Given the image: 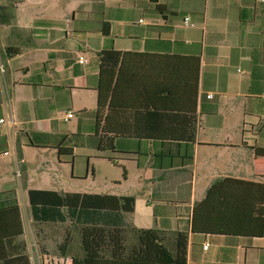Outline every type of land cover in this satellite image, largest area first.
Segmentation results:
<instances>
[{
  "label": "crops",
  "instance_id": "crops-1",
  "mask_svg": "<svg viewBox=\"0 0 264 264\" xmlns=\"http://www.w3.org/2000/svg\"><path fill=\"white\" fill-rule=\"evenodd\" d=\"M110 49L194 57L198 78L195 91L196 70L155 58L152 69L125 70V112L109 122L123 132L104 135L114 147L100 149L98 53ZM0 65V160L19 188L0 189L1 199L24 202L40 226H81L34 220L28 190L133 197L115 223L126 234L157 230L173 255L179 235L186 264H264V235L191 229L193 207L214 181L264 183V0H0ZM39 155L70 170L65 184L87 179L92 155L134 181L86 192L64 187L55 173L53 187H29V170H50ZM29 243L23 223L0 264H30Z\"/></svg>",
  "mask_w": 264,
  "mask_h": 264
},
{
  "label": "trees",
  "instance_id": "trees-1",
  "mask_svg": "<svg viewBox=\"0 0 264 264\" xmlns=\"http://www.w3.org/2000/svg\"><path fill=\"white\" fill-rule=\"evenodd\" d=\"M106 31V27H103ZM96 131L103 135L100 149L113 148L107 133H121V127L109 125L111 118L125 112V70L152 69L153 58L171 62V70H196L193 87L196 91L198 60L178 55L102 50L99 53ZM166 60V61H165ZM172 92L171 90L169 91ZM32 218L36 221H65L71 218L81 224V245L84 255L72 257L71 264H186L185 241L178 235L173 255L154 229H138V246L123 256L118 224L120 212H131L133 197L86 193L59 194L51 190L30 189L27 192ZM1 199V198H0ZM61 208L66 209L64 214ZM191 229L194 232L246 236L264 235V183L224 177L214 181L204 198L193 207ZM23 233L21 209L13 200H0V261L8 259L10 243ZM64 253L65 244L60 246ZM109 250L110 255H104Z\"/></svg>",
  "mask_w": 264,
  "mask_h": 264
},
{
  "label": "rangeland",
  "instance_id": "rangeland-1",
  "mask_svg": "<svg viewBox=\"0 0 264 264\" xmlns=\"http://www.w3.org/2000/svg\"><path fill=\"white\" fill-rule=\"evenodd\" d=\"M38 159L40 161H43L39 167L47 166V168L50 170L47 176H45L44 174H39V170H29L27 172L28 177L32 179V182L28 184L29 187H53V181L50 177L53 178V175L55 173L60 175V177L58 178L60 181L65 180L66 177H70V170L64 169V172H62L60 168L54 165L53 161L48 156L39 155ZM90 159L91 160L88 166L87 179H82L79 181H70V183L68 184H65L63 181H61L64 187H67L72 184L76 189L86 192L101 191V189L106 190L108 188H111L115 191H121L125 190V187L129 186L134 181L133 174L130 173L129 180L125 182V176L123 177L122 168L114 167L105 160L95 159L93 155ZM3 160L4 159L0 160V189L15 187L14 189L19 191L15 170L13 168H5L7 167V164H5ZM97 162H101L102 165L99 166ZM93 165H95L96 167V172L91 171ZM123 165H125V163H123ZM113 177H116L115 180H113ZM11 184L14 186H12ZM19 204L21 207L24 227L26 228V230L28 229V227H33V229L35 228V231H37V239L34 238V240H36V242H38L41 247L44 246L46 248L45 243H47L50 244L52 247L54 246L53 248L51 247V251L61 252L62 249L60 248V246L65 244L64 253L68 254L71 257H83L84 251L82 249L80 241L81 233L79 225L75 224L71 220H68L56 226L53 224L40 226L38 224H35L31 220L28 206L24 202H19ZM120 237L123 247L121 254L123 256L132 253L133 249H136V247L138 246V236L134 238L131 234H126L123 231ZM104 255L109 256L110 251H104Z\"/></svg>",
  "mask_w": 264,
  "mask_h": 264
},
{
  "label": "built area",
  "instance_id": "built-area-1",
  "mask_svg": "<svg viewBox=\"0 0 264 264\" xmlns=\"http://www.w3.org/2000/svg\"><path fill=\"white\" fill-rule=\"evenodd\" d=\"M183 23L185 25L193 26L188 17L184 18ZM79 63H85L87 61L86 56L81 54L78 56ZM3 73V67L0 65V75ZM208 98L212 97V94H207ZM72 113L69 112L67 117H71ZM4 122L3 118H0V123ZM12 124V120L9 121ZM27 233L30 236V243L28 248V258L30 264H71L72 257L66 253L55 252L48 249H43L36 240H34L32 230L30 227L27 229ZM207 248V244L203 245V249Z\"/></svg>",
  "mask_w": 264,
  "mask_h": 264
}]
</instances>
